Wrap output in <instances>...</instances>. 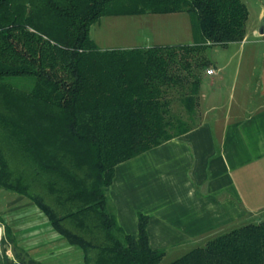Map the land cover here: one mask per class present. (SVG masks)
<instances>
[{"label": "trees", "instance_id": "obj_1", "mask_svg": "<svg viewBox=\"0 0 264 264\" xmlns=\"http://www.w3.org/2000/svg\"><path fill=\"white\" fill-rule=\"evenodd\" d=\"M175 12L193 43L102 49L89 34L104 15ZM247 18L242 0H0V188L30 200L84 264H264V221L162 263L148 217L126 234L107 197L118 163L195 125L206 50L241 41Z\"/></svg>", "mask_w": 264, "mask_h": 264}, {"label": "crops", "instance_id": "obj_2", "mask_svg": "<svg viewBox=\"0 0 264 264\" xmlns=\"http://www.w3.org/2000/svg\"><path fill=\"white\" fill-rule=\"evenodd\" d=\"M253 4L244 38L212 47L214 72H203L195 125L114 168L107 197L118 225L136 236L138 213L146 215L149 245L165 256L264 221V0ZM14 195L0 197L10 233H3L4 261L19 264L13 246L39 264H84L80 249Z\"/></svg>", "mask_w": 264, "mask_h": 264}, {"label": "rangeland", "instance_id": "obj_3", "mask_svg": "<svg viewBox=\"0 0 264 264\" xmlns=\"http://www.w3.org/2000/svg\"><path fill=\"white\" fill-rule=\"evenodd\" d=\"M242 1L246 6L248 4L252 11L251 13H254V9L256 8L253 2H257V0H251V4H249L250 0ZM260 25L261 21L258 22V28ZM193 33L190 17L184 12L165 14L144 13L139 15H104L96 23L91 25L89 32L90 37L102 49L131 48L138 46L145 47L155 44L193 43L195 36ZM213 50L212 47L207 48L206 50V55L209 59ZM173 107L174 109H177L178 104L174 103ZM11 196H15L13 192L0 188V197L2 199H7ZM2 199L0 200V203H2ZM4 222L0 218V226L3 230L1 236L3 237L5 234V237L7 238L10 233L6 230ZM2 243H0V264H6V261H4L5 253L3 251L5 247ZM9 250L15 254V257H18L17 262L19 264H32V262L29 261L30 257L26 254H22V252H19L13 246H10ZM184 251L186 250L178 251L175 254L169 252L163 258L162 263L169 262L173 258L184 253Z\"/></svg>", "mask_w": 264, "mask_h": 264}, {"label": "built area", "instance_id": "obj_4", "mask_svg": "<svg viewBox=\"0 0 264 264\" xmlns=\"http://www.w3.org/2000/svg\"><path fill=\"white\" fill-rule=\"evenodd\" d=\"M213 72H214V70H213L212 68H207V69H206V73H207V74H212ZM2 231H3V230H2V227L0 226V235H1Z\"/></svg>", "mask_w": 264, "mask_h": 264}, {"label": "water", "instance_id": "obj_5", "mask_svg": "<svg viewBox=\"0 0 264 264\" xmlns=\"http://www.w3.org/2000/svg\"><path fill=\"white\" fill-rule=\"evenodd\" d=\"M260 32H261V33H264V29L261 28Z\"/></svg>", "mask_w": 264, "mask_h": 264}]
</instances>
